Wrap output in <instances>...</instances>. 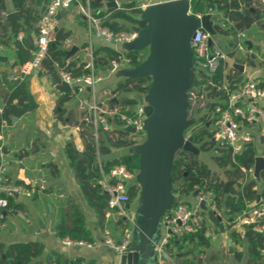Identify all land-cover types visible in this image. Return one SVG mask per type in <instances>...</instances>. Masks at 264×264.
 Returning a JSON list of instances; mask_svg holds the SVG:
<instances>
[{
    "label": "crops",
    "instance_id": "1",
    "mask_svg": "<svg viewBox=\"0 0 264 264\" xmlns=\"http://www.w3.org/2000/svg\"><path fill=\"white\" fill-rule=\"evenodd\" d=\"M2 1L4 8H0V113L5 109L8 118L3 121L1 126L0 143L5 147L3 161L9 178L30 185L31 189L27 188L25 194L12 201L10 210L0 225V245H4L7 250L10 246L19 243L41 244L43 252L31 264H54L55 254L62 256L63 261H68L71 264L79 259L83 261L78 264H85L88 261H95L97 264L121 263V254L114 252L104 244L103 230L98 228L96 214L83 197L65 147L68 142H72L77 152L82 155L88 153L86 150L87 141L80 128L83 114L94 103L109 111L116 108L117 105L114 103L119 98L125 95L134 96L135 94H114L117 84L126 78L124 72L132 68L124 64L113 67V62H111L109 67L94 69L96 74L101 77V81L95 88L79 87L71 101L60 104V99L66 92H61L57 88V84L62 82L57 74L59 80L44 68L41 71L31 70L26 73L25 64L16 65V42H33L36 47L38 21L32 22L31 26L24 25V28L15 36L13 30L18 23H23V19L14 5V0ZM111 1L117 2V8L107 7V3ZM111 1L102 0L100 11L107 12L115 9L125 12V5L129 3L134 2L141 9L142 4L148 2L147 0ZM164 1L168 0H150V3L156 4ZM48 2L49 0H45L38 6V0H28L27 6L38 9L39 16H41V9ZM253 2L251 8L264 9V0H253ZM238 3L242 8L244 2L238 0ZM81 5L82 2H74L69 9L63 10L61 20L56 21L55 24L58 31L68 34L64 44L65 51L77 49L74 55L68 57L70 61H76L79 65L90 68L89 52L94 55L95 52L108 46L116 51H127L125 44H107L95 36L81 13ZM247 11L249 9L246 8L245 15L241 17H247ZM11 13L16 15L15 20L9 18L8 15ZM214 17H216L214 18L216 22H227L228 19L223 13L214 14ZM116 21L120 25H125L123 20ZM254 28L257 31L251 33ZM238 30L240 29H236V34ZM240 31L244 35L243 39L250 41L253 46L249 48L244 44V49L239 51L236 49L237 43L235 47L229 48L227 40L221 37L226 41L224 48L228 50V56L224 61L225 73L228 75L239 70L243 76L239 85L252 79L264 86V18L261 22L253 24L249 30ZM34 51L30 52L32 58ZM7 74L9 76L5 82L2 77ZM15 77L18 79L15 80ZM54 80L57 81V84L53 82ZM257 105L264 109V100L258 101ZM83 107L86 110H83ZM99 122L102 124L101 144L107 150L101 153L103 163L132 154L143 143H132L134 140L131 136L132 132L127 130V133H121V126L109 114H101ZM242 131L251 137L252 140L248 144L256 149V156L264 157V126L260 123L249 126L244 124ZM107 132L115 134L116 139H109ZM119 140H122L123 143L116 144ZM203 153L206 154L201 150V154L197 156L199 161L206 163L210 168L211 165H216L211 158L206 161L207 157H203ZM222 173L224 177L220 176L221 178L227 182L232 181L225 177L224 170ZM249 178L256 180L254 168L249 172ZM131 183L140 185V182L136 181V176L129 184ZM258 185L261 189L262 180L260 183L258 182ZM140 192L137 199L130 203V207H125L127 219L123 223L119 224V221L124 216L116 215L113 218L117 226L124 225L119 230L112 231L114 238H119L122 230L128 231L131 235L130 245L133 247L141 243V230L138 225V210L141 205ZM177 196L180 198L178 200L187 202L192 199L191 196L186 198ZM69 200H74L85 215L87 227L96 236V241L93 244L83 243L67 246L63 243V239L57 236V230L62 225V211L67 207ZM238 218L231 228H228L224 222L222 229L218 228L215 222L207 216L206 235L210 238L209 247L195 248L193 244H186L185 248L179 251L171 245L169 246L170 251L167 252L170 260L164 259L157 252V246L164 238L165 223L163 221L157 225L153 236L152 244L155 254L143 264H248L249 251L248 242L245 239L246 230ZM232 231L241 235V242L237 243L232 240L230 235ZM98 232L101 237L99 239H97ZM0 258H5L3 251H0Z\"/></svg>",
    "mask_w": 264,
    "mask_h": 264
},
{
    "label": "trees",
    "instance_id": "2",
    "mask_svg": "<svg viewBox=\"0 0 264 264\" xmlns=\"http://www.w3.org/2000/svg\"><path fill=\"white\" fill-rule=\"evenodd\" d=\"M27 1L28 0H14V5L23 19V23H18L13 30L15 36L24 28V25L31 26L32 22H37L39 20L40 16L38 9L27 6ZM44 1L45 0H38V6ZM80 1L82 4H86L87 0ZM89 4L94 14L102 18L104 20V25L114 32L130 31L134 26L146 27L149 23L148 20L141 18V9H139L134 2L125 5V12L115 9H111L107 12L100 11L101 3L95 0H89ZM253 4V0H245L247 9H250ZM191 6L195 9L196 14L203 15L212 13L214 15L223 13L227 18L238 22L236 27H231L228 22L215 21L216 35L227 40L229 48L236 46L234 42L236 38V29L249 30L253 24L261 22L264 18V9L262 8H254V12L250 10L247 11V19L244 17H236L235 13L241 9L237 0H191ZM0 8H4L2 0ZM98 10L99 12H97ZM116 20L125 21V25H120ZM67 36L68 34L62 31L53 33V37L48 45L47 57L42 62L43 68L50 72L57 80L59 79L55 72V64L64 66L66 63L67 52L64 49V44ZM16 46V65L21 66L31 61L32 57L30 52L31 50H36L37 46L35 47L33 42L29 43L27 41L22 43L16 42ZM149 55V47L138 50H127L125 52L116 51L109 46L103 47L93 55L94 69L97 70L109 67L111 62H120L123 56L130 59L129 66L131 68H137L147 60ZM69 69H71L75 76L90 72L89 68L79 65L76 61H70ZM207 78L209 81L206 79L200 82L196 73H192L193 84L201 88L205 87L207 97L212 101H222L226 98V92L222 89L224 85H227L229 90H234L243 80L242 73L239 70H235L233 73L227 75L225 73L224 62L221 63L214 75ZM152 83L153 78L151 76H142L139 78L126 77L123 82L117 84L114 89V94L135 95H125L119 98L114 105H121L127 109L139 104L136 96L147 95L152 87ZM77 91L78 87L74 88V91L66 92L61 97L60 104L71 101ZM215 105L216 102L211 103L210 112L214 110ZM7 118V112L3 109L0 113V133L2 123ZM208 119V115H204L196 124V130L193 135L194 143L199 146L202 151L214 150L216 154L213 155L212 160L218 168L224 170L225 177L228 180L235 181L236 183L229 186L227 191L225 186L227 181L225 179L213 172L206 163L199 161L193 154L180 149L177 151L171 174L172 192L175 196L180 195L183 196V198L196 196L200 190L212 192L217 201L218 208L222 211V217H217L211 211H209V217L215 222L218 228L223 229L222 225L224 222H226L228 228H231L238 217H244L248 211L259 208L264 204V171L261 173L262 187L260 189L258 182L253 178H249V172L253 169L257 154L256 149L247 144L238 155H233L230 149L222 147L213 141V132L205 127ZM121 133L125 134L127 131L122 130ZM186 134L187 130L184 135ZM141 141L142 140H133L132 143H139ZM119 143H123V141L119 140L116 142V144ZM2 150L4 153V146ZM65 150L83 197L88 206L91 207L96 214L98 228L101 230L110 228L114 232L124 227L123 224L117 226L112 218L107 219L105 216L110 195L105 192L103 187L98 183L102 178V172L95 161L94 148L91 144L88 142L86 143L87 152L94 157V161L91 165H89L86 156L77 152L72 142L66 144ZM106 151V148L101 145V153ZM140 158V153L134 151L132 154L104 162L103 171L107 174L114 166L124 165L134 176H137L140 171ZM17 183L23 184L26 188L31 189L30 185H26L21 181H17ZM140 189V185L136 183L129 184L127 189L130 198L129 203L137 199ZM178 201L179 200H176L172 204V207L176 206ZM61 219L62 225L57 230L58 237L85 244H93L96 241L95 234L87 227L85 215L74 200H69L67 207L62 211ZM260 223V221H257L255 224L244 225L246 230L245 239L248 242L249 251L248 264H264V255L262 253L264 249V233H259L254 230V226ZM206 232L207 228L205 226L196 233L187 235L179 241L172 240L169 246L172 245L179 251H182L186 244H193L195 248H208L210 245V238L206 235ZM124 234L125 231L122 230L120 237L114 238L115 241L119 243ZM230 235L233 241L237 243L241 242L242 237L236 231H232ZM169 246L167 247V251H170ZM0 251H3L5 254L4 259L0 258V264H31L42 254L43 246L39 243L28 242L12 245L6 250L4 245H0ZM55 256L54 264H71L68 261H63L62 256L58 254H55ZM82 261V259H79L74 264L81 263ZM85 264L97 263L95 261H88Z\"/></svg>",
    "mask_w": 264,
    "mask_h": 264
},
{
    "label": "built area",
    "instance_id": "3",
    "mask_svg": "<svg viewBox=\"0 0 264 264\" xmlns=\"http://www.w3.org/2000/svg\"><path fill=\"white\" fill-rule=\"evenodd\" d=\"M142 4L141 10L146 9L151 5L150 0ZM191 3V0H187ZM74 2L80 0H49L45 11L40 16L37 23L36 44L37 48L34 51L31 61L24 65L25 72L41 71L43 69L42 62L47 57L48 45L54 33L56 24V16L63 10L69 9ZM82 15L86 18L90 31L98 38L102 39L107 44L124 45L135 40L138 33L133 29L130 31L114 32L104 25V20L97 17L90 7L89 0L86 4L80 6ZM198 17L201 15L196 14ZM229 25L236 26L234 20H226ZM242 31L238 30L236 34L237 50H243L244 44L240 42L243 39ZM214 36L203 30H195L191 38V49L193 52V67L197 78L200 82L208 80L207 77L214 75L223 63L228 54L215 42ZM90 72L79 76L73 75L69 69L70 58L67 57L64 66L55 64L56 74L62 82H66L71 86V89L87 86L92 89L101 81L94 70V56L92 52L88 53ZM120 64L129 66L130 59L123 56L120 62H113V67H119ZM15 80L18 77L14 78ZM209 81V80H208ZM211 83V82H210ZM213 85V84H212ZM226 92L224 100H209L205 87L201 88L192 84L188 90V120L191 125L187 129L185 139L194 135L196 124L204 115H208L209 119L214 122L213 141L222 147L230 149L233 155H238L245 145L251 142V137L242 131V125H254L260 123L264 126V109L257 105L258 101L264 100V86L258 81L249 79L244 81L234 90H229L227 85L222 87ZM216 102L214 110L209 111L211 103ZM83 110L86 108L83 107ZM101 114H109L119 123L122 130H128L133 127L134 132L131 133L132 139L138 141L146 138L145 122L147 115L145 113V105L137 104L125 109L124 107L116 106L109 111L102 109L98 104L94 103L89 107V110L83 114L80 124L81 132L87 142L94 148L95 161L99 165L102 178L99 180V185L103 190L110 195L108 208L106 210V218H114L116 215L127 217L125 204L129 203V195L127 189L134 175L124 166L116 165L109 173L103 171V161L101 159ZM107 136L111 140L116 139V135L107 132ZM3 144L0 147V225L5 220L6 213L10 210L12 201L27 192V188L23 184L9 178L7 168L3 161L4 153L2 150ZM205 204V209L201 204ZM213 212L217 217H222V211L217 206L215 196L210 191L200 190L196 196H193L190 202L179 200L176 206L170 208L165 216L164 223L166 235L161 243L157 246V252L166 260H170L167 247L172 240L179 241L185 236L196 233L206 226V211ZM238 221L244 225L255 224L257 221L261 223L254 226V230L259 233H264V204L253 210L248 211L244 217H239ZM103 241L106 246L116 253H123L130 246V232L125 231L122 240L117 243L114 239L113 232L110 228L103 230ZM63 243L67 246L80 245L83 243L72 242L68 239H63ZM264 254V249L262 250ZM113 264H121L115 262Z\"/></svg>",
    "mask_w": 264,
    "mask_h": 264
},
{
    "label": "water",
    "instance_id": "4",
    "mask_svg": "<svg viewBox=\"0 0 264 264\" xmlns=\"http://www.w3.org/2000/svg\"><path fill=\"white\" fill-rule=\"evenodd\" d=\"M101 2L102 0H95ZM238 1V0H237ZM241 11L235 13L236 17L245 15V0ZM108 8H117V2L107 3ZM46 9L43 6L41 13ZM254 12L253 8L249 9ZM99 12V10L97 11ZM15 20L16 15H8ZM62 18L61 12L57 14L56 20ZM141 18L149 21L146 27L134 26L133 30L138 36L132 42L125 44L127 50H138L145 47L150 48L147 60L137 68L125 71L129 78L151 76L152 87L146 96L137 95L139 104L145 105L147 120L145 129L147 133L146 142L137 147L140 153L139 180L141 186L140 207L138 210V225L141 230V243L135 247L129 246L128 250L121 253V264H143L155 254L152 244L153 236L158 224L164 218L175 197L172 192L171 174L174 164V154L183 149L184 151L199 156L201 149L194 143V136L185 139V131L191 125L188 120V90L192 87L193 52L191 49V38L197 29H203L213 36L216 35L214 15L203 14L198 17L195 9L187 0H168L161 3L151 4L141 10ZM247 19V17H245ZM58 31V27L54 28ZM257 29H252L251 33ZM237 43V39H234ZM241 43L251 48L253 45L245 39ZM76 48L67 52V57L74 55ZM9 74L2 77L7 82ZM57 84V81H53ZM61 92L71 91V86L66 82L57 84ZM31 102V106H32ZM128 131L134 132L133 127ZM91 165L94 157L89 153H83ZM254 177L260 183L261 173L264 171V157L256 156L254 160ZM235 181L226 182V190ZM126 208L130 204L124 205ZM205 209V204H201ZM127 218L123 217L119 224ZM96 221V218H94ZM101 238L99 232L97 239Z\"/></svg>",
    "mask_w": 264,
    "mask_h": 264
},
{
    "label": "rangeland",
    "instance_id": "5",
    "mask_svg": "<svg viewBox=\"0 0 264 264\" xmlns=\"http://www.w3.org/2000/svg\"><path fill=\"white\" fill-rule=\"evenodd\" d=\"M214 40H215V42L218 44V46H220L222 49H224L227 53H228V50H226L224 47H225V45H226V41H224L220 36H218V35H214ZM146 96V95H145ZM205 127L207 128V129H209L210 131H212L213 129H214V122H213V120L212 119H208L207 121H206V124H205ZM146 139H147V136H146V138L144 139V141L142 140L141 142H143L142 144H140V145H143L145 142H146ZM208 151V152H207ZM207 151H205L206 152V154L205 153H203L202 154V156L203 157H207V158H205V160L207 161V160H210V158L212 159V156L213 155H215L216 153H215V151L214 150H207ZM177 156V152L174 154V157H176ZM211 169H212V171H214L215 173H217L219 176H221V177H224V175H223V173H222V169H220V168H218L216 165H211ZM136 181H138V183L140 182V180H139V173L137 174V176H136ZM173 187V186H172ZM174 197H175V200H178V199H180V198H178V196H175L174 195ZM177 198V199H176ZM209 217V211L207 210L206 211V217ZM4 222V221H3ZM2 222V223H3ZM206 225H207V223H206ZM207 227V226H206ZM164 229H165V232H164V236L166 235V233H167V231H166V228H165V226H164Z\"/></svg>",
    "mask_w": 264,
    "mask_h": 264
}]
</instances>
